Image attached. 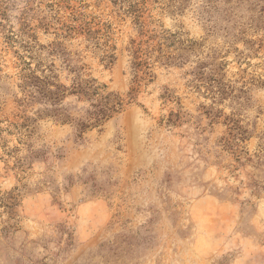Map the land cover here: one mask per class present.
<instances>
[{
  "label": "rangeland",
  "instance_id": "1",
  "mask_svg": "<svg viewBox=\"0 0 264 264\" xmlns=\"http://www.w3.org/2000/svg\"><path fill=\"white\" fill-rule=\"evenodd\" d=\"M146 7L147 30L184 31L204 48L186 64L155 63L134 103L79 136L86 102L57 107L67 122L26 102L23 46L61 83L84 71L127 99L139 25L112 0H0V264H264V86L225 100L206 88L219 54L231 86L242 69L264 75V48L237 37L247 29L264 45V0ZM85 22L111 26L113 64L68 29ZM233 48L258 67H241Z\"/></svg>",
  "mask_w": 264,
  "mask_h": 264
},
{
  "label": "trees",
  "instance_id": "2",
  "mask_svg": "<svg viewBox=\"0 0 264 264\" xmlns=\"http://www.w3.org/2000/svg\"><path fill=\"white\" fill-rule=\"evenodd\" d=\"M112 1L115 5L122 7L124 15L131 17L139 25V35L142 37L140 40L132 39L128 48L131 56L132 86L127 99H124L120 94L110 92L106 84L101 83L90 74H85L84 71L78 72L73 78L71 85L67 86L60 82L58 75L55 74L52 68L53 66H43L41 63H38L33 67L32 61L35 58L32 54L36 48L35 44L27 43L23 46L24 50L30 54L28 56L30 61H26L20 56V59L23 60V67L20 71V80L22 82L20 88L27 103L29 101L48 103L54 108V113H58L54 115H58V119L62 122L70 121L68 117L61 118L63 114L59 113L57 109L58 106L62 105L64 100L69 97H75L78 101L88 104L84 118L78 123L79 136H82L89 130L103 128L106 122L111 120L116 114L121 113L127 104L134 103L142 85L153 82L156 77L153 70L155 63L164 65L186 64L190 61L193 54H198L204 48V43L190 38L184 31L173 32L164 28L160 31L147 30L143 19L149 0ZM155 1H159L165 9L174 11L182 9V0ZM68 29L81 30L86 34L88 40L93 43L94 47L102 50L104 59L108 60L111 64L115 62V51L117 48L109 44L112 38L110 25H93L92 22H85L78 28L71 26ZM246 30L243 29L240 32L237 36L238 40L250 46L252 50L255 49V52L258 53L264 48L263 43H261V40L257 43L255 40L246 38ZM14 42H16L14 38H8V43L13 44ZM233 50L236 53L237 62L241 67L243 65H246L248 68L258 67V65L252 64L248 60V57L244 56V52L238 48H233ZM229 52L227 51L226 53ZM219 55H216V58L220 60H215L214 63L210 64L213 67L212 70L216 73L207 77L208 82H206L207 90L214 97L217 96L221 100L236 97L235 92L237 91L245 93L248 83L264 86V75L257 71H255L256 74L248 73L247 69H242L244 75L241 76V87L238 88L225 83L218 75L226 70L230 62L227 60V56L218 58ZM208 57L211 58V56ZM206 67L207 64L205 62L197 67L201 75L198 78L199 82H202L201 79H203V74L205 75V73L201 72H204ZM196 74L198 75L199 73ZM176 116L179 117L178 115Z\"/></svg>",
  "mask_w": 264,
  "mask_h": 264
}]
</instances>
